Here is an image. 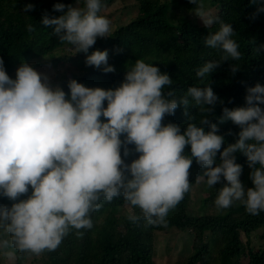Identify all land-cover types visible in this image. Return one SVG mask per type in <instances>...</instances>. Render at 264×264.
<instances>
[{
	"label": "clouds",
	"instance_id": "1",
	"mask_svg": "<svg viewBox=\"0 0 264 264\" xmlns=\"http://www.w3.org/2000/svg\"><path fill=\"white\" fill-rule=\"evenodd\" d=\"M189 3L196 5L195 15L206 28L219 21L200 0ZM101 8V0H85L83 8L57 3L53 10L64 14L45 15L41 22L54 26L62 43L88 53L98 37L110 33L109 19L98 15ZM29 10L30 5L25 8ZM234 34L232 26L221 21L219 30L207 35L205 45L219 47L225 55L220 61L205 63L196 71L197 77L203 80L229 57L241 58ZM107 61V50L86 56L88 66L104 65L105 72L115 71ZM231 70L235 73L238 67ZM171 85L167 73L137 60L115 90L88 88L71 80L70 99H66L62 89L50 88L42 82V74L26 63L17 69L16 79H11L0 59V195L16 201L28 193L29 186L32 189L26 200L11 208L0 207V226L11 235L18 251L36 255L53 251L70 229H90V213L101 207V197L111 202L123 195L130 205L141 209L149 224L166 226L169 210L190 189L193 158L205 169L199 179L209 188L227 182L215 200L218 209L240 201L250 215L264 211V109L259 106L264 104V86L257 83L247 89V107L223 109L219 122L230 120L241 131L236 142L221 151L224 137L206 115L213 112L218 100L212 88L189 87L177 101L167 98L173 96L172 91H162ZM189 97L199 106L202 126L188 123L181 134L179 125H163L165 115H174L180 106L188 116ZM102 116L107 122L101 121ZM204 125L210 130L205 132ZM121 135H125L124 141ZM122 143L134 144L140 153L130 165L121 158ZM188 145L191 156L182 154ZM218 152L220 163L216 164ZM237 152L246 156L251 169L254 187L246 190L239 179L242 166L235 162ZM128 154L125 148L124 155ZM129 219L135 221L136 217ZM8 243L3 241V246Z\"/></svg>",
	"mask_w": 264,
	"mask_h": 264
},
{
	"label": "trees",
	"instance_id": "2",
	"mask_svg": "<svg viewBox=\"0 0 264 264\" xmlns=\"http://www.w3.org/2000/svg\"><path fill=\"white\" fill-rule=\"evenodd\" d=\"M24 1L0 0V59L11 79H16L17 69L25 63L40 74L46 69L55 70L46 84L53 90L59 87L66 93V99H70L69 81L76 80L88 88L115 90L136 61L144 60L171 78L172 85L162 90L165 94L173 92L168 99L179 101L189 87H211L218 100L213 112L206 115L218 125L217 134L224 137L221 151L238 139L239 126L230 120L220 123L219 118L224 108L247 107L248 88L257 83L264 86V10H261L264 0H200L205 10L219 17L210 28L195 15L196 5L189 0H101L98 15L110 20L113 13L107 15L106 10L114 1H119L124 5L123 13L130 17L125 24L111 30L108 37H98L88 53L77 52L72 45L62 43L53 32L54 26L41 22L45 15L52 18L64 14L54 11L53 5L63 3L83 8L85 0H30L29 11H25L28 5ZM221 21L232 26L235 33L232 38L239 45L241 58L229 57L201 80L196 71L207 62L220 61L225 55L221 48L207 47L204 42L209 33L219 30ZM97 50H107V64L115 71L105 72L104 65L96 68L86 64V56ZM232 66L238 67L235 73ZM259 106L264 109V104ZM189 116L194 119L189 120ZM200 117L199 106L191 101L188 116L180 106L174 115H165L162 124L179 125L183 134L188 123L202 126ZM100 119L107 122L103 116ZM203 127L205 132L210 130L207 125ZM120 139L124 141L125 135ZM120 154L128 165L140 155L134 144L123 143ZM182 154L191 156L190 145ZM235 156V162L242 166L239 179L245 190L254 187L246 156L240 152ZM219 163L218 152L216 164ZM204 171L193 158L189 169L190 189L169 210L166 226L149 224L141 209L130 205L123 195L111 202L101 197V207L90 213V229H70L55 250H45L39 255L18 251L11 243V235L0 226V264H6L9 257L11 264H157L158 237L170 232L189 237V247L180 251L182 261L177 264H264V211L258 216L250 215L240 201L227 209H218L215 200L227 182L209 188L199 179ZM31 193L29 186L28 193L16 201L0 195V207L11 208ZM130 216L136 220H130ZM3 241H9L7 247Z\"/></svg>",
	"mask_w": 264,
	"mask_h": 264
},
{
	"label": "rangeland",
	"instance_id": "3",
	"mask_svg": "<svg viewBox=\"0 0 264 264\" xmlns=\"http://www.w3.org/2000/svg\"><path fill=\"white\" fill-rule=\"evenodd\" d=\"M24 2L29 5L30 0H25ZM124 5H122L119 1H114L109 5L106 12L107 15L112 14L113 16L110 18V31L114 28L125 24L129 15L124 14ZM193 17L194 15L191 14ZM42 82L47 83L48 79L55 74V70H43L42 71ZM46 78V79H45ZM183 234H177L175 232H170L165 237L164 235H159L158 244H157V253H156V263L157 264H177L182 261V257H180L179 253L183 249V247H189V237L182 236ZM253 244H255V240L253 239ZM6 264H11V258L9 257L8 262Z\"/></svg>",
	"mask_w": 264,
	"mask_h": 264
}]
</instances>
